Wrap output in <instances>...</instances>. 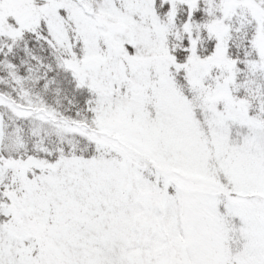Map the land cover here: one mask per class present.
<instances>
[{
	"label": "snow or ice",
	"instance_id": "6c2138e0",
	"mask_svg": "<svg viewBox=\"0 0 264 264\" xmlns=\"http://www.w3.org/2000/svg\"><path fill=\"white\" fill-rule=\"evenodd\" d=\"M0 264H264V0H0Z\"/></svg>",
	"mask_w": 264,
	"mask_h": 264
}]
</instances>
